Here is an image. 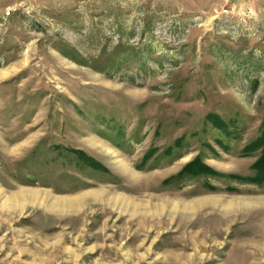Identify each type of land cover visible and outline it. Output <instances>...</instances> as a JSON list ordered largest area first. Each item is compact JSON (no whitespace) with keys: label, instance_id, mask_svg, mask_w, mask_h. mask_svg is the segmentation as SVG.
I'll return each mask as SVG.
<instances>
[{"label":"rangeland","instance_id":"rangeland-1","mask_svg":"<svg viewBox=\"0 0 264 264\" xmlns=\"http://www.w3.org/2000/svg\"><path fill=\"white\" fill-rule=\"evenodd\" d=\"M263 144L264 0H0V264H264Z\"/></svg>","mask_w":264,"mask_h":264},{"label":"trees","instance_id":"trees-1","mask_svg":"<svg viewBox=\"0 0 264 264\" xmlns=\"http://www.w3.org/2000/svg\"><path fill=\"white\" fill-rule=\"evenodd\" d=\"M261 143H263V141H261ZM258 142H255V145H257ZM254 145V146H255ZM264 146V144H263ZM264 162V152L262 151V154L261 156L258 158V160L252 165V167L254 169H256V175H255V179L256 180H264V164L262 163ZM190 171H194V172H197V171H200V172H211L212 170L205 166L203 163L201 162H196L195 160L190 162L189 164H187L178 174L177 176H182L184 173H187ZM213 172V171H212ZM238 178H241L243 180H246V179H251V177H246V179H244L243 177H239L237 176ZM253 178V177H252Z\"/></svg>","mask_w":264,"mask_h":264}]
</instances>
